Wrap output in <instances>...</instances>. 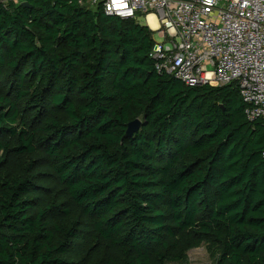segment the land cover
<instances>
[{"label":"trees","instance_id":"16d2710c","mask_svg":"<svg viewBox=\"0 0 264 264\" xmlns=\"http://www.w3.org/2000/svg\"><path fill=\"white\" fill-rule=\"evenodd\" d=\"M27 1L0 4V264H168L204 242L264 264V121L239 85L159 73L136 19Z\"/></svg>","mask_w":264,"mask_h":264},{"label":"built area","instance_id":"2783aa9c","mask_svg":"<svg viewBox=\"0 0 264 264\" xmlns=\"http://www.w3.org/2000/svg\"><path fill=\"white\" fill-rule=\"evenodd\" d=\"M10 1L25 0L0 4ZM81 1L123 19L149 17L159 73L188 85L236 82L247 117L264 121V0Z\"/></svg>","mask_w":264,"mask_h":264},{"label":"rangeland","instance_id":"374dc122","mask_svg":"<svg viewBox=\"0 0 264 264\" xmlns=\"http://www.w3.org/2000/svg\"><path fill=\"white\" fill-rule=\"evenodd\" d=\"M140 23L149 24V17L141 16L138 20ZM219 252L215 246L209 243H202L200 246L188 251L186 258L182 262H169L168 264H217Z\"/></svg>","mask_w":264,"mask_h":264},{"label":"water","instance_id":"95a60500","mask_svg":"<svg viewBox=\"0 0 264 264\" xmlns=\"http://www.w3.org/2000/svg\"><path fill=\"white\" fill-rule=\"evenodd\" d=\"M24 5H30L26 0L23 2ZM144 125V121L141 118H136L129 122L125 137H131L134 133H136L142 126Z\"/></svg>","mask_w":264,"mask_h":264},{"label":"bare ground","instance_id":"6f19581e","mask_svg":"<svg viewBox=\"0 0 264 264\" xmlns=\"http://www.w3.org/2000/svg\"><path fill=\"white\" fill-rule=\"evenodd\" d=\"M150 20H151L152 24L155 26L156 25V21H155V17H154L153 14L150 15Z\"/></svg>","mask_w":264,"mask_h":264},{"label":"crops","instance_id":"0c3cea01","mask_svg":"<svg viewBox=\"0 0 264 264\" xmlns=\"http://www.w3.org/2000/svg\"><path fill=\"white\" fill-rule=\"evenodd\" d=\"M26 1V0H25ZM22 2V1H21ZM24 2V1H23Z\"/></svg>","mask_w":264,"mask_h":264}]
</instances>
